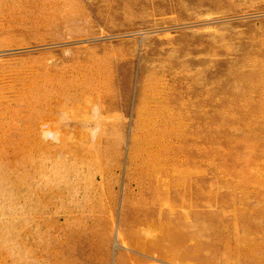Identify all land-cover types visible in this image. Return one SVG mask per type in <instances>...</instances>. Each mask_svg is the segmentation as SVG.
Listing matches in <instances>:
<instances>
[{
	"label": "rangeland",
	"instance_id": "1",
	"mask_svg": "<svg viewBox=\"0 0 264 264\" xmlns=\"http://www.w3.org/2000/svg\"><path fill=\"white\" fill-rule=\"evenodd\" d=\"M0 264H264V0H0Z\"/></svg>",
	"mask_w": 264,
	"mask_h": 264
},
{
	"label": "bare ground",
	"instance_id": "2",
	"mask_svg": "<svg viewBox=\"0 0 264 264\" xmlns=\"http://www.w3.org/2000/svg\"><path fill=\"white\" fill-rule=\"evenodd\" d=\"M217 169V168H216ZM242 181V180H241Z\"/></svg>",
	"mask_w": 264,
	"mask_h": 264
}]
</instances>
